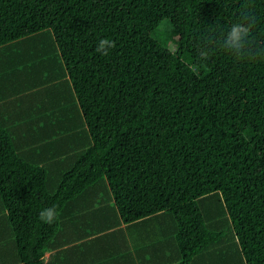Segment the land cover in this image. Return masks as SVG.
Returning <instances> with one entry per match:
<instances>
[{
  "label": "trees",
  "instance_id": "16d2710c",
  "mask_svg": "<svg viewBox=\"0 0 264 264\" xmlns=\"http://www.w3.org/2000/svg\"><path fill=\"white\" fill-rule=\"evenodd\" d=\"M249 21L250 51L237 60L222 41ZM49 30L82 120L51 128L65 145L44 162L47 150L36 158L0 123L9 264H44L75 205L124 222L166 213L185 264L213 244L225 262L224 230L201 207L216 192L243 260L264 264V0H0L1 49ZM101 38L115 41L108 55ZM48 207L52 224L39 219Z\"/></svg>",
  "mask_w": 264,
  "mask_h": 264
},
{
  "label": "crops",
  "instance_id": "0c3cea01",
  "mask_svg": "<svg viewBox=\"0 0 264 264\" xmlns=\"http://www.w3.org/2000/svg\"><path fill=\"white\" fill-rule=\"evenodd\" d=\"M33 37H39L40 42L47 40L44 33ZM30 54L32 55V51ZM55 64L48 57L41 65L42 68L28 69L23 75H20L13 64L15 70L10 75H19H11V82L0 84V123L15 134L20 142L28 143L26 147L32 149L29 153L35 154L36 158L40 154L39 150H47L43 153L42 162L49 160L48 150L56 153L58 148H64L65 145L54 140V137L42 144H38L40 141L34 144L31 136L32 133L39 132L50 134L54 131L51 128L57 124V121L48 117L47 112L40 114L37 111V108H42L49 104V100L55 99L54 90L49 88V80L54 82L69 79L66 71L55 75ZM42 69L49 71L48 80L44 74L41 76ZM18 76L20 82L17 80ZM17 83H21L22 87L18 88ZM41 88L45 90L34 96L33 93ZM47 91L50 92V97ZM72 207L73 210L62 217L63 231L54 240L53 248L45 253L44 264H185L177 243V225L170 215L161 213L143 220L124 222L117 219L111 210L115 217L94 210L95 206L86 210L76 205ZM3 212L0 207V214ZM8 239L7 220L0 218V264L10 263L12 249L11 245L8 247ZM209 253L211 252H207ZM199 257L196 256L189 264H195Z\"/></svg>",
  "mask_w": 264,
  "mask_h": 264
},
{
  "label": "rangeland",
  "instance_id": "374dc122",
  "mask_svg": "<svg viewBox=\"0 0 264 264\" xmlns=\"http://www.w3.org/2000/svg\"><path fill=\"white\" fill-rule=\"evenodd\" d=\"M49 32V33H48ZM46 34L47 40L46 42H40L39 37H36L34 39H27L22 40L21 42L17 44H12L11 49L10 48H0V84L5 85L7 82L10 81L11 75H19V74H11L10 72L14 71V66L18 69H16L20 75L26 74L27 70H37L38 67H41L43 65L47 58L50 57L53 61L58 62L57 64L53 65V71L55 75H59L64 72V63L59 55L58 47L56 45L55 39L53 37V32L49 30ZM51 34V35H50ZM30 51H32V55L30 54ZM32 57V59H29ZM46 58V59H41ZM14 64V66H13ZM40 65V66H38ZM41 76L44 74L45 79L48 80L50 73L48 70H43L42 73H40ZM43 77V76H42ZM41 79V77H40ZM20 82V76H18L17 79ZM13 81V80H12ZM51 81V82H50ZM15 82V81H13ZM60 82L61 84L58 87H55V83ZM50 87L54 90V105H52V110L46 108L43 113L47 112L48 117H52V121H55V117L63 123L67 120L68 117L71 118L74 123L80 122L81 117H78V115L75 113V118H73L71 109H76V102L72 97V89H71V81L70 79H62V81H52L49 80ZM18 84V83H17ZM22 87L21 83L18 84V88ZM42 91H35L33 95L40 94ZM48 97H50V92ZM39 102H37L38 104ZM64 108V113L61 111ZM78 108V107H77ZM42 113V114H43ZM57 121V120H56ZM58 122V121H57ZM80 124V123H78ZM78 127H81L78 125ZM47 135L44 132L39 133H32V140L34 141V144H37V142L40 141L38 144H42L45 142V139H47ZM50 137H54L57 139V137L60 136L59 133L57 134H49ZM49 137V139H50ZM56 176V175H55ZM52 183L54 185L57 184L58 180H56L55 177H52ZM56 180V181H53ZM107 181V179H103ZM101 200L105 201V204H110L111 200L110 197H112L111 193L109 191H103L101 192ZM113 206H115L114 202L112 203ZM201 207L203 209L205 218L207 222L214 228H219L224 230V237L222 239L221 244H228L226 257L227 260L224 262L225 259V251H223L222 248L218 247L221 245H211L209 247V250L207 252H211L207 255H201L195 264H246L243 260V257L239 251V246L234 240L233 236V227L232 223L229 217L225 216V213L223 212V204L221 202V195L216 192L208 195V197L204 198L201 201ZM219 214V215H218ZM215 215H217L215 217ZM223 251V252H222ZM217 257H220V259L223 260H217ZM221 261V263H220Z\"/></svg>",
  "mask_w": 264,
  "mask_h": 264
},
{
  "label": "clouds",
  "instance_id": "9594fccd",
  "mask_svg": "<svg viewBox=\"0 0 264 264\" xmlns=\"http://www.w3.org/2000/svg\"><path fill=\"white\" fill-rule=\"evenodd\" d=\"M247 19V17H245ZM251 22L248 23H234L230 26L226 36L222 41V47L229 51L237 60L244 58L249 54V36H250ZM115 47V41L107 38H101L98 41L96 51L102 55H108L109 50ZM208 53L201 51L200 58L206 59ZM57 217L56 209L48 207L39 213V219L43 223L52 224Z\"/></svg>",
  "mask_w": 264,
  "mask_h": 264
}]
</instances>
